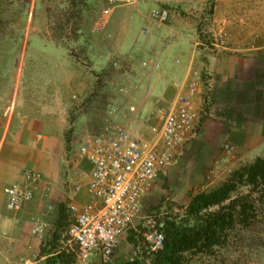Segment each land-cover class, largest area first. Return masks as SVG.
Here are the masks:
<instances>
[{"label": "rangeland", "instance_id": "374dc122", "mask_svg": "<svg viewBox=\"0 0 264 264\" xmlns=\"http://www.w3.org/2000/svg\"><path fill=\"white\" fill-rule=\"evenodd\" d=\"M124 1L0 0V107L6 111L15 107L18 113L29 116L50 114L49 111L54 108L62 111L68 126L62 133L64 144L59 148L60 166H70L71 162L77 164L72 180L82 188L88 181L90 165L87 161L75 160V144L101 129L109 107L115 106L116 118L122 116L120 111L126 102L122 97L125 92L121 93L118 88L128 86L124 85L127 81L119 80V72L123 68L117 66L116 69L114 63L125 66L127 60L124 55L112 51L115 38L123 31L122 16L111 23V15L104 11ZM176 1L178 4L173 10L184 12L194 19L202 61H205L204 54L207 52L216 54L224 49L212 46V28H224L239 38L242 32L264 37V0ZM121 13L125 18L129 16V10ZM97 63L104 66L96 72L93 69ZM71 74L84 75L79 77V85H72ZM158 109L149 110L144 106L136 110L134 117H127L129 124L126 126L124 121L115 120L131 135L154 143L157 134L152 127L160 125ZM48 134L56 138L58 132L50 130ZM232 144L235 146L233 154L225 156L221 149L223 172L213 178L206 177L212 164L200 175L199 167L208 157L203 150L188 161L184 159L180 163L179 159L168 167L143 196L141 214L161 211L165 218L180 220L192 195L217 187L233 170L252 162L257 156H264V143L256 147ZM73 181H68V184L72 185ZM59 187L45 188L41 201L36 202L37 213L25 222L30 247L34 239L41 248L45 241L52 240L54 234L58 236L54 250L64 247L60 239L69 223L66 212L69 197L60 192ZM242 195L252 206L247 208L246 217H236L234 225L227 229L222 244L209 251L188 252L184 264H264V186L256 189L242 186L235 197ZM37 219L46 224L43 239L31 232ZM138 221H134L135 226ZM134 235L135 230L130 227L120 236L109 264H124L133 260ZM39 252L34 254L31 251L25 259L16 263H43L45 257H40Z\"/></svg>", "mask_w": 264, "mask_h": 264}, {"label": "crops", "instance_id": "0c3cea01", "mask_svg": "<svg viewBox=\"0 0 264 264\" xmlns=\"http://www.w3.org/2000/svg\"><path fill=\"white\" fill-rule=\"evenodd\" d=\"M176 2L126 0L109 8L111 23L121 16L123 21V31L115 38L112 51L127 60L125 66L114 63L116 69L117 66L123 68L118 77L125 79L124 85H128L122 95L126 101L120 111L122 116L117 118L126 126L127 117H134L133 112L144 106L149 110L172 108L191 70L208 66L215 85L212 106L216 115L202 121L198 136L185 147L179 160L180 163L184 159L188 161L193 155L206 151L208 157L199 167L203 175L209 165L220 158L224 143L240 147L264 143V37L242 32L239 38L230 33L227 47L216 54L207 52L202 61L193 18L173 10L169 20L161 23L148 14L160 6L174 9ZM125 9L129 10L127 18L121 13ZM103 66V63L94 64L93 70L97 72ZM83 76L71 74L72 85H79V77ZM49 112L29 116L18 113L15 107L9 111L0 107V264H15L31 251L39 252L40 244L34 239L30 247L25 222L37 213L36 202L41 201L46 187L60 185V192L71 198L68 181H73L72 173L77 172V164L71 162L70 166L63 164L62 167L59 160L67 121L62 111L54 108ZM50 130L58 132L56 138L49 136ZM27 167L40 171L42 180L34 187V199L14 212L6 207L5 189L14 183H23L22 172ZM72 199L84 203L86 186Z\"/></svg>", "mask_w": 264, "mask_h": 264}, {"label": "built area", "instance_id": "2783aa9c", "mask_svg": "<svg viewBox=\"0 0 264 264\" xmlns=\"http://www.w3.org/2000/svg\"><path fill=\"white\" fill-rule=\"evenodd\" d=\"M104 11L108 13L109 9ZM172 13L171 7L160 6L151 9L149 15L165 22ZM210 32L212 46L224 48L228 31L212 28ZM118 90L124 93L126 87L120 86ZM214 94L209 67H195L184 90L177 94L174 106L157 110L160 125L152 127L157 134L156 142L149 143L131 135L115 120V106L108 108L104 124L97 133L77 141L75 160L87 161L90 172L86 183L87 200L79 204L72 199L82 187L74 182L70 185L71 198L66 203L69 223L60 242L73 254V264H109L120 236L130 227L135 230L133 260L144 257L149 262L163 247L166 218L161 211L142 215L141 200L159 175L182 157L185 147L198 136L202 121L216 115L212 106ZM222 150L227 156L235 152V146L226 142ZM223 161V157L214 161L206 177L222 174ZM22 177L23 183H14L5 189V204L9 210H19L31 201L35 185L42 180L41 172L31 167L23 170ZM135 220H139L137 227ZM45 230L46 224L40 219L31 228L32 234L42 239Z\"/></svg>", "mask_w": 264, "mask_h": 264}, {"label": "trees", "instance_id": "16d2710c", "mask_svg": "<svg viewBox=\"0 0 264 264\" xmlns=\"http://www.w3.org/2000/svg\"><path fill=\"white\" fill-rule=\"evenodd\" d=\"M242 186L252 189L264 186V156L233 170L217 187L192 195L180 220L166 218L163 247L149 262L138 257L124 264H184L188 252L209 251L222 244L236 217H246L247 208H252L245 196L235 197ZM57 240L54 234L51 241L42 244L39 255L45 259L40 264H73L71 252L65 248L54 250Z\"/></svg>", "mask_w": 264, "mask_h": 264}]
</instances>
